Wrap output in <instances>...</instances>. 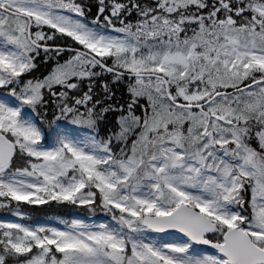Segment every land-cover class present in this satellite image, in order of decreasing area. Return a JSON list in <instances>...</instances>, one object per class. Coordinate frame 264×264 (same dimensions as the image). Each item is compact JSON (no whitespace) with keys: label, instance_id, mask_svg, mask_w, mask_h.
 <instances>
[{"label":"snow or ice","instance_id":"snow-or-ice-1","mask_svg":"<svg viewBox=\"0 0 264 264\" xmlns=\"http://www.w3.org/2000/svg\"><path fill=\"white\" fill-rule=\"evenodd\" d=\"M0 264H264V0H0Z\"/></svg>","mask_w":264,"mask_h":264},{"label":"trees","instance_id":"trees-1","mask_svg":"<svg viewBox=\"0 0 264 264\" xmlns=\"http://www.w3.org/2000/svg\"><path fill=\"white\" fill-rule=\"evenodd\" d=\"M62 211H64V210H53V211L49 212L46 216L38 217V219L43 221L46 219L54 218L55 215L60 214ZM65 218H70V217H65Z\"/></svg>","mask_w":264,"mask_h":264}]
</instances>
